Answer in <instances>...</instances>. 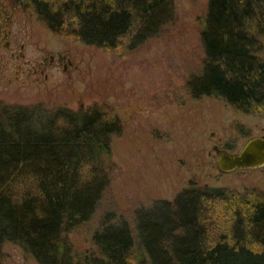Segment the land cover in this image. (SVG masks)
I'll return each instance as SVG.
<instances>
[{
    "label": "trees",
    "instance_id": "obj_1",
    "mask_svg": "<svg viewBox=\"0 0 264 264\" xmlns=\"http://www.w3.org/2000/svg\"><path fill=\"white\" fill-rule=\"evenodd\" d=\"M58 35L131 50L175 14L172 0H7ZM202 69L186 88L264 113V0H208L200 18ZM121 115L106 102L77 108L0 102V262L3 244L40 264H264V191L191 182L172 200L103 213L78 250L69 233L90 224L114 174L110 139Z\"/></svg>",
    "mask_w": 264,
    "mask_h": 264
},
{
    "label": "rangeland",
    "instance_id": "obj_2",
    "mask_svg": "<svg viewBox=\"0 0 264 264\" xmlns=\"http://www.w3.org/2000/svg\"><path fill=\"white\" fill-rule=\"evenodd\" d=\"M172 1L175 14L157 35L131 50L107 51L55 34L0 0V36L2 26L10 30V46L0 40V102L48 108L106 102L121 115V131L110 139L115 171L101 204L89 226L69 233L78 250L92 247L90 230L104 212L133 226L137 209L172 200L193 181L264 191V165L220 172L213 149L236 150L247 136L264 132V113H244L219 95H189L187 78L202 69L200 18L208 0ZM21 43L24 57L11 55ZM3 252L0 264H40L10 241Z\"/></svg>",
    "mask_w": 264,
    "mask_h": 264
},
{
    "label": "water",
    "instance_id": "obj_3",
    "mask_svg": "<svg viewBox=\"0 0 264 264\" xmlns=\"http://www.w3.org/2000/svg\"><path fill=\"white\" fill-rule=\"evenodd\" d=\"M215 164L220 172L264 165V134L247 136L236 150L213 145Z\"/></svg>",
    "mask_w": 264,
    "mask_h": 264
},
{
    "label": "flooded vegetation",
    "instance_id": "obj_4",
    "mask_svg": "<svg viewBox=\"0 0 264 264\" xmlns=\"http://www.w3.org/2000/svg\"><path fill=\"white\" fill-rule=\"evenodd\" d=\"M0 22H2L1 21V15H0ZM1 31L3 34H2V36H0V40H3L4 45L6 47H9L10 46V39H9L8 35L10 33V30H8V28L6 26H2ZM15 40H17V38H15ZM23 47H24V45L21 43L20 44V50H19L18 54L16 55L15 52H11V55L24 57ZM61 58L66 59L64 54L61 56ZM27 63H29L32 66V68L30 69L32 72H35L38 69L35 65L32 64V62L30 60H27ZM39 64H40V66H42V62H40ZM16 71H18V69ZM39 71L42 72V68H39ZM261 134H264V132H261ZM245 169H247V168H242V169H238V170L244 171Z\"/></svg>",
    "mask_w": 264,
    "mask_h": 264
}]
</instances>
